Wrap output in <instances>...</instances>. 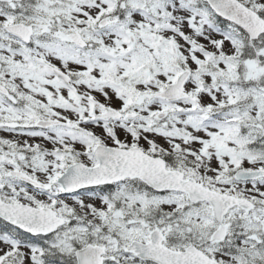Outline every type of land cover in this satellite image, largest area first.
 <instances>
[{
    "label": "snow or ice",
    "instance_id": "1",
    "mask_svg": "<svg viewBox=\"0 0 264 264\" xmlns=\"http://www.w3.org/2000/svg\"><path fill=\"white\" fill-rule=\"evenodd\" d=\"M0 264H264V0H0Z\"/></svg>",
    "mask_w": 264,
    "mask_h": 264
}]
</instances>
